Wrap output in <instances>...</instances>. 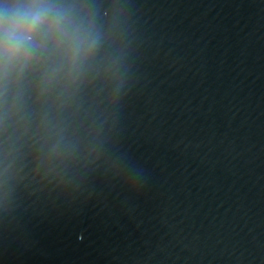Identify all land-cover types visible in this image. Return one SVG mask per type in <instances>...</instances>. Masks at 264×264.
Here are the masks:
<instances>
[{"label":"water","instance_id":"1","mask_svg":"<svg viewBox=\"0 0 264 264\" xmlns=\"http://www.w3.org/2000/svg\"><path fill=\"white\" fill-rule=\"evenodd\" d=\"M44 2L96 44L0 81V264H264V0Z\"/></svg>","mask_w":264,"mask_h":264},{"label":"clouds","instance_id":"2","mask_svg":"<svg viewBox=\"0 0 264 264\" xmlns=\"http://www.w3.org/2000/svg\"><path fill=\"white\" fill-rule=\"evenodd\" d=\"M57 42L65 46L70 72L88 59L96 44L91 32L76 26L69 13L44 0H16L0 12V81L23 72Z\"/></svg>","mask_w":264,"mask_h":264}]
</instances>
